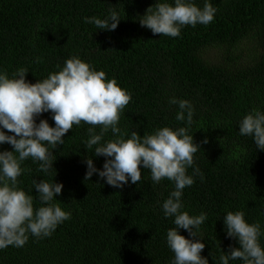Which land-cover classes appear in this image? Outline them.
<instances>
[{
	"label": "trees",
	"instance_id": "1",
	"mask_svg": "<svg viewBox=\"0 0 264 264\" xmlns=\"http://www.w3.org/2000/svg\"><path fill=\"white\" fill-rule=\"evenodd\" d=\"M204 2L196 0L200 7ZM155 3L0 0V69L11 75L26 67L27 79L36 83L58 71L57 65L62 67L67 58L80 56L132 93L119 124L129 135L185 126L175 119L178 105L168 101L173 96L190 100L195 106L191 134L201 145L194 158L205 179L196 177V183L184 190V210L207 213L201 225L206 245L202 256L215 264L213 253L218 264L220 248L228 252L230 246L239 247L225 232L223 216L228 211L242 210L248 222L264 226V150L239 134L243 116L253 109L264 111V0H212L218 10L214 21L184 27L176 38L153 35L140 25V16ZM110 8L122 19L115 31L84 23L83 17L103 18ZM214 50L220 51L216 60L210 58ZM51 116L44 113L37 123L48 119L55 126ZM89 127L83 122L74 125L65 143L54 150L56 177L55 169L46 176L31 159L24 162L30 169L19 177L24 190L32 189L35 198L33 179H56L64 185L56 203L71 218L51 237L30 236L21 248L0 250V264H171L174 254L166 234L175 227L174 218L164 216L162 203L174 184L167 179L154 184L147 169L140 182L122 189L107 185L98 175L85 180V159L94 154L84 144ZM111 138L109 131L105 139ZM3 150L13 149L4 144ZM105 160L101 156L94 163L102 169ZM34 204L40 206L38 199ZM180 231L191 238L186 230Z\"/></svg>",
	"mask_w": 264,
	"mask_h": 264
},
{
	"label": "clouds",
	"instance_id": "2",
	"mask_svg": "<svg viewBox=\"0 0 264 264\" xmlns=\"http://www.w3.org/2000/svg\"><path fill=\"white\" fill-rule=\"evenodd\" d=\"M217 11L212 0H205L203 7L196 0H156L140 16L139 23L153 35L176 38L184 27L209 25ZM121 20L114 8L103 18L83 17L84 23L109 32L115 31ZM36 62H40L39 57ZM57 68L58 71L36 83L27 79L26 67L18 68L11 75L0 69V145L9 144L13 149L0 151V250L9 246L21 248L30 236L51 237L59 225L71 218V213L56 203L63 192L62 183L56 179L39 182L33 179L32 188L38 193L34 198L30 194L32 189L25 191L19 177L30 171L23 167L28 159L39 165L38 172L51 175L57 160L54 150L65 143L64 137L74 125L83 122L90 125L85 148L94 149L93 157L85 159V180L98 175L107 185L122 189L129 182H140L142 170L147 169L154 184L164 179L171 181L174 190L162 203L164 216L174 218L175 227L169 228L166 234L167 246L174 254L171 264H209L208 258L202 256L206 245L201 232L208 215L206 212L191 215L184 210L183 202L184 190L196 183V177L205 179L194 158L201 145L191 134L193 103L175 96L168 101L169 105H178L175 119L185 126L158 127L143 136L139 131H131L129 135L122 132L119 124L132 93L115 77L108 79L104 70H97L77 55L67 58ZM48 112L55 126L48 119H39L37 123ZM109 131L113 138L105 139ZM239 134L251 137L257 150H264V111L253 109L243 116ZM203 143H208L207 139ZM101 156L106 158L102 169L94 163ZM55 173L56 177V169ZM34 199H38L39 207L35 206ZM223 220L227 237L236 240L239 247L230 246L228 252L220 248L218 264L237 260L242 264H264V243L261 242L264 226L259 221L248 222L242 210L228 211ZM181 229L191 238L182 235ZM211 255L217 264V257Z\"/></svg>",
	"mask_w": 264,
	"mask_h": 264
},
{
	"label": "rangeland",
	"instance_id": "3",
	"mask_svg": "<svg viewBox=\"0 0 264 264\" xmlns=\"http://www.w3.org/2000/svg\"><path fill=\"white\" fill-rule=\"evenodd\" d=\"M254 46H256L257 47V45H253V47ZM250 50H252V47L250 48ZM253 54V51L251 52V55ZM219 55H220V51H218V50H214V51H212L211 52V54H210V58H212L213 60H216L218 57H219Z\"/></svg>",
	"mask_w": 264,
	"mask_h": 264
}]
</instances>
